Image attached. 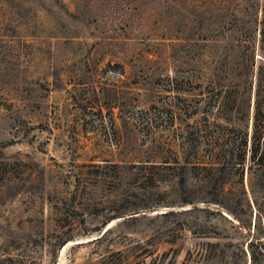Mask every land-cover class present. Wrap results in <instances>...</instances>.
Instances as JSON below:
<instances>
[{"label":"rangeland","instance_id":"obj_1","mask_svg":"<svg viewBox=\"0 0 264 264\" xmlns=\"http://www.w3.org/2000/svg\"><path fill=\"white\" fill-rule=\"evenodd\" d=\"M258 81L264 0H0V264H264Z\"/></svg>","mask_w":264,"mask_h":264},{"label":"trees","instance_id":"obj_2","mask_svg":"<svg viewBox=\"0 0 264 264\" xmlns=\"http://www.w3.org/2000/svg\"><path fill=\"white\" fill-rule=\"evenodd\" d=\"M255 97H256V100H255V112H256L255 120L256 121L254 122V124L256 127L258 125L257 122L259 121V118H257V113L260 114L261 105L264 104V86L262 85V83L260 81H258L256 83ZM258 100H260V101H258ZM210 102H211V104L216 105V107H217L216 108L217 112H216L215 116L220 117V116H218V114L221 115V113H223L224 111H227L225 101L220 102L219 97L217 99L216 96L215 97L212 96L210 98ZM211 113H213V112H210V114ZM212 125L214 127V131H211L206 136V139H205L206 153H207L208 158H210L212 160L213 158L218 157V156H230L235 150L239 151L238 147L236 146V141L227 140L220 134V132H219V128L221 127L220 124L213 123ZM263 130H264V128H263ZM185 146H186L185 141L179 142V147H182V149H183V148H185ZM252 152H253L252 156L254 157V153L256 152V150H252ZM149 162H151V161L140 160V161H137V165H135L134 163L131 162V163L127 164L124 168L126 170H129V169L138 170L136 175H138L140 177L139 180L144 181V182L149 181L150 184L152 185V184H154L153 181H156V180L154 178V173H153V171H154L153 166L154 165H149ZM88 168L98 169V168H100V166L99 165H91V166H88ZM101 168H103V170H104V169H107L108 167L104 166ZM210 168H214V165L210 164ZM186 203H190V202H186ZM118 217H120V216H116L114 218H111L109 221H112Z\"/></svg>","mask_w":264,"mask_h":264}]
</instances>
